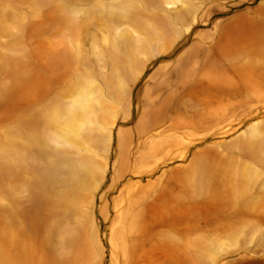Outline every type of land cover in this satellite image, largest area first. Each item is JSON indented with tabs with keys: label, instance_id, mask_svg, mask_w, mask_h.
Segmentation results:
<instances>
[{
	"label": "rangeland",
	"instance_id": "374dc122",
	"mask_svg": "<svg viewBox=\"0 0 264 264\" xmlns=\"http://www.w3.org/2000/svg\"><path fill=\"white\" fill-rule=\"evenodd\" d=\"M0 264H264V0H0Z\"/></svg>",
	"mask_w": 264,
	"mask_h": 264
}]
</instances>
